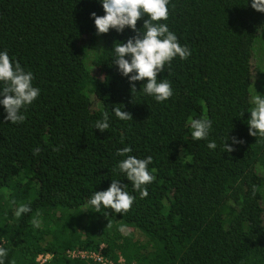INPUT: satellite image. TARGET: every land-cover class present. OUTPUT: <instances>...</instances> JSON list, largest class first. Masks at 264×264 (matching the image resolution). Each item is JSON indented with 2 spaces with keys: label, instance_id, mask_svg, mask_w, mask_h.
<instances>
[{
  "label": "trees",
  "instance_id": "trees-1",
  "mask_svg": "<svg viewBox=\"0 0 264 264\" xmlns=\"http://www.w3.org/2000/svg\"><path fill=\"white\" fill-rule=\"evenodd\" d=\"M250 5L170 0L162 22L192 54L158 74L174 90L160 103L139 91L143 82L132 96L128 79L112 65L114 43L135 33L98 36L90 13L105 14L99 0H0V51L31 71L41 90L22 124L5 121L0 105L5 264H85L66 250L101 245V255L122 256L126 264H264V143H256L247 125L252 96L264 94V13ZM114 107L133 120H119ZM105 111L110 127L101 133L94 123ZM205 115L213 121L208 139L215 150L191 137L190 118ZM227 136L244 143L229 139L235 151L224 152ZM129 145L131 155L153 157L148 168L156 169V180L144 199L125 174L113 171L124 159L117 149ZM113 179L136 197L132 208L123 215L103 207L95 212L88 200ZM253 185L260 189L255 195ZM19 204L32 211L17 218ZM39 255L49 258L40 263Z\"/></svg>",
  "mask_w": 264,
  "mask_h": 264
},
{
  "label": "clouds",
  "instance_id": "clouds-1",
  "mask_svg": "<svg viewBox=\"0 0 264 264\" xmlns=\"http://www.w3.org/2000/svg\"><path fill=\"white\" fill-rule=\"evenodd\" d=\"M104 10V15H97L95 11L90 13L94 20L96 34L102 35L114 30L123 33L126 28L131 29L133 36L127 38L126 42L114 43V58L112 65L117 66L122 77H126L130 84V92L134 96L138 90L136 82H143L139 91L152 96L155 101L163 103L174 95L171 82L168 79H158V74L169 70L174 58L187 60L191 56L188 45H181L177 35L170 31L168 25L162 21L169 19L170 0H99ZM251 8L257 12L264 13V0H251ZM174 8V5H172ZM147 16V19L144 17ZM143 20V27L138 28L137 22ZM35 77L31 71H25L18 60H14L7 50L0 51V105H3L5 121L13 124H22L26 120L24 114L35 100L40 96V89L33 85ZM103 80V77H101ZM146 81V82H145ZM258 93V92H257ZM253 105L248 112L247 119L248 134L256 137V143H264V94H256L251 98ZM23 110V111H22ZM115 116L122 121L133 120L130 112L114 107ZM245 112H241L244 116ZM213 121L208 116L191 119L190 127L193 140H207V147L215 150L217 143L209 140ZM110 127L109 113H103V119L94 123V128L101 133ZM231 139L232 144H243V139L235 136H227L224 139L223 151L232 153L235 148L227 141ZM123 143V141H121ZM58 151L59 148H54ZM132 147L125 146L117 149L116 155L124 157L120 160L113 171L119 170L125 174L128 181L132 183L134 191L139 192L140 198L148 197L147 186L156 180L154 173L156 169L149 170L148 166L153 163V157L147 156L140 159L131 155ZM40 148L33 150L37 155ZM127 184L113 179L107 190L95 191L87 202L95 212L101 208H109L117 214H126L133 206L136 197L127 190ZM253 195L259 191L257 185H253ZM12 204L17 202L13 200ZM86 206V207H87ZM32 209L28 204H19L15 210V216L20 218L28 214ZM35 227H39L37 221H33ZM107 227H111L108 223ZM120 231H125L121 226ZM8 249L0 246V264H5Z\"/></svg>",
  "mask_w": 264,
  "mask_h": 264
},
{
  "label": "built area",
  "instance_id": "built-area-1",
  "mask_svg": "<svg viewBox=\"0 0 264 264\" xmlns=\"http://www.w3.org/2000/svg\"><path fill=\"white\" fill-rule=\"evenodd\" d=\"M102 247L103 246L101 245L98 251ZM98 251H90L88 249H67L66 253L69 258H77L83 260L85 261V264H126L121 256H119V258H117L116 260H113L111 258L104 257ZM47 258H49L48 255H39L37 257V260L40 263H43Z\"/></svg>",
  "mask_w": 264,
  "mask_h": 264
},
{
  "label": "rangeland",
  "instance_id": "rangeland-1",
  "mask_svg": "<svg viewBox=\"0 0 264 264\" xmlns=\"http://www.w3.org/2000/svg\"><path fill=\"white\" fill-rule=\"evenodd\" d=\"M256 57L255 56H253L252 58H251V63H252V65L254 66L255 65V63H256ZM122 257V256H121Z\"/></svg>",
  "mask_w": 264,
  "mask_h": 264
}]
</instances>
